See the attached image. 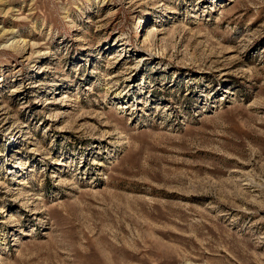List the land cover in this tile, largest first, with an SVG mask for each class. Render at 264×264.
<instances>
[{"label": "rangeland", "instance_id": "374dc122", "mask_svg": "<svg viewBox=\"0 0 264 264\" xmlns=\"http://www.w3.org/2000/svg\"><path fill=\"white\" fill-rule=\"evenodd\" d=\"M0 264H264V0H0Z\"/></svg>", "mask_w": 264, "mask_h": 264}]
</instances>
